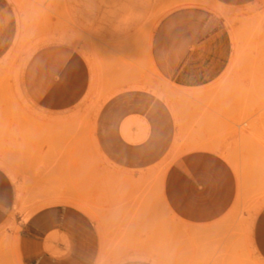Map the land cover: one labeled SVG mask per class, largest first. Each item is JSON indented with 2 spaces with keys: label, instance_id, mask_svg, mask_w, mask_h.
I'll return each instance as SVG.
<instances>
[{
  "label": "rangeland",
  "instance_id": "1",
  "mask_svg": "<svg viewBox=\"0 0 264 264\" xmlns=\"http://www.w3.org/2000/svg\"><path fill=\"white\" fill-rule=\"evenodd\" d=\"M8 1L17 36L0 60V166L16 184L18 202L0 234V257L9 255L20 232L18 216L25 223L35 212L71 199L97 223L101 251L96 264H264L253 241L264 208V0L243 7L217 0ZM191 7L225 21L234 55L213 85L184 91L154 70L149 50L160 22ZM60 45L79 51L97 68L98 78L109 80L111 71L113 80L123 84L127 73L139 74L160 90L181 127V138L161 164L147 170L110 169L106 155L84 150L92 140L86 132L70 138V153L61 152L56 127L48 132L39 120L43 112L22 87L31 57ZM105 93L110 92L103 87L90 98L103 103ZM175 98L179 105H173ZM98 107L86 105L81 113L92 115ZM80 124L91 129L89 121ZM193 151L220 154L239 179L231 212L205 227L179 221L165 198L170 166ZM99 165L102 169L90 168Z\"/></svg>",
  "mask_w": 264,
  "mask_h": 264
},
{
  "label": "crops",
  "instance_id": "2",
  "mask_svg": "<svg viewBox=\"0 0 264 264\" xmlns=\"http://www.w3.org/2000/svg\"><path fill=\"white\" fill-rule=\"evenodd\" d=\"M217 1L243 7L253 0ZM16 36L13 7L8 0H0V60ZM151 42L152 67L177 90L210 87L226 72L234 55L225 21L203 8H183L169 14ZM115 76L110 71L109 80L107 76L98 78L97 68L92 69L79 51L66 45L48 46L37 51L25 66L22 87L29 101L43 112L39 120L46 123L48 132L53 133L56 127L62 153L71 152V137L86 132L92 140L84 150L106 155L110 169L156 168L181 138L180 120L167 99L159 96L160 90L143 76L127 73L123 84H117ZM103 87L110 92L104 94L107 99L103 103L90 98ZM91 104L99 106L98 111L81 113ZM173 105H179L176 98ZM86 121L92 124L89 131L80 124ZM90 168L102 169L100 165ZM238 194L239 179L233 167L215 152L193 151L180 156L165 180L171 213L192 227L209 226L225 218ZM73 201L64 199L60 205L43 208L25 223L18 216L20 232L8 247L9 255L0 257V264H96L101 251L97 223ZM17 202L16 184L0 166V234L5 233ZM253 241L264 261V208L256 218Z\"/></svg>",
  "mask_w": 264,
  "mask_h": 264
},
{
  "label": "bare ground",
  "instance_id": "3",
  "mask_svg": "<svg viewBox=\"0 0 264 264\" xmlns=\"http://www.w3.org/2000/svg\"><path fill=\"white\" fill-rule=\"evenodd\" d=\"M120 35V34H119ZM20 36V35H19ZM151 41V40H150ZM152 43V42H151ZM101 109V108H100ZM219 150V149H218ZM259 256V255H258Z\"/></svg>",
  "mask_w": 264,
  "mask_h": 264
}]
</instances>
